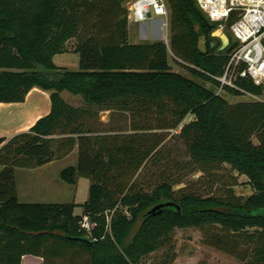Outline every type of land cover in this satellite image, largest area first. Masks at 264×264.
Masks as SVG:
<instances>
[{"label": "trees", "instance_id": "16d2710c", "mask_svg": "<svg viewBox=\"0 0 264 264\" xmlns=\"http://www.w3.org/2000/svg\"><path fill=\"white\" fill-rule=\"evenodd\" d=\"M124 1L0 0V102H23L40 87L50 91L52 103L29 130L0 137V264H22L25 255L40 256L43 264H65L68 256H86V264H142L165 246L172 252L165 264H173L176 229L213 226L229 236L215 235L211 245L229 253L255 229L244 237L254 245L253 259L244 264H264V101L233 104L216 91V77L225 73L236 44L231 33L224 50L212 47L218 24L198 1L169 0L171 50L191 78L173 70L165 42H129ZM74 37L79 70L59 67L54 57ZM202 38L207 52L199 48ZM236 84L225 89L264 93L249 78ZM64 90L82 95L85 106L67 102ZM101 111L130 113L129 131L95 127L89 119ZM189 114L195 119L183 124ZM181 125L175 134L191 165L208 171L228 163L249 177L254 193L244 198L233 189L224 195L175 189L183 179L169 174L149 189L141 185L136 175L162 158L165 137L158 130ZM76 145L78 164L64 168L61 178L70 184L88 178L89 198L82 204L21 201L16 168L42 166ZM78 206L82 214L75 212ZM86 215L95 223L90 236L82 226Z\"/></svg>", "mask_w": 264, "mask_h": 264}, {"label": "rangeland", "instance_id": "374dc122", "mask_svg": "<svg viewBox=\"0 0 264 264\" xmlns=\"http://www.w3.org/2000/svg\"><path fill=\"white\" fill-rule=\"evenodd\" d=\"M133 0H126L122 3L123 7L127 8L129 13V4ZM170 10V23L166 29H162V20L160 18L150 19L148 21L132 23L129 20V42L131 43H151V42H165L169 47V60L174 71L182 73L188 77L195 78V75L185 66L181 65L171 50V37L173 34L171 23V4L169 0H166ZM129 18V17H128ZM173 19V18H172ZM220 25L216 27L219 28ZM215 29V30H216ZM87 30V29H86ZM214 30V31H215ZM226 33L228 29L224 30ZM230 33V32H229ZM216 46H221V40L218 37H214ZM203 39V38H202ZM79 44V38L74 37L67 42V51L65 54L59 55L55 58V63L62 66V68H68L69 70H79L80 54L76 50ZM208 87H212V83L206 81ZM216 87V86H215ZM214 87V88H215ZM217 93L222 95L230 103H240L248 101H264V93L260 95L241 94L235 95L228 90H221L220 87H216ZM66 94L65 100L74 106H85L84 98L82 95L76 96L71 92ZM76 97V98H73ZM111 117V118H110ZM137 119V117H135ZM134 118V119H135ZM111 122L104 123L106 121ZM155 116H150V122L156 125ZM195 119V115L189 114L183 124ZM90 123H94L95 127L99 129H109L110 127H120L123 131H129L131 122V114L125 112H113L109 111L99 112V117H93L89 119ZM182 128V125L173 130H158L165 137L164 142L159 147L160 160L156 162L153 160L149 163L147 168L137 174L139 176L138 182L144 185L146 189H149L154 183L159 180L162 175H173L174 178H182L183 182L175 186V189L186 187L187 190L196 191L200 194H219L224 195L229 189H233L238 196L248 197L254 193V188L250 183L247 175L239 174L238 171L232 169L228 163L217 165L210 168L208 171H202L195 168L190 164V157L188 150L181 138L178 137L177 132ZM177 130V132L175 131ZM62 137V136H60ZM257 142V139L255 138ZM78 149V145H76ZM79 155V149H78ZM73 156L70 161L57 162L51 168L50 175L44 171V175L38 174L45 183L39 188L37 192L39 198L36 200L43 201V203L49 202H72L75 187L73 184L65 182L59 175L58 169L63 166H69V162H73ZM39 177V178H40ZM25 183V179L21 177V184ZM90 181L86 178H82L78 187V194L76 201L80 204L84 203L89 197ZM77 214L83 213V207L78 206ZM255 229L250 228L247 232L236 240L235 249L232 253L219 249L214 245H211L212 239L215 235L222 237L229 236L228 232L221 226H213L206 229L188 228V229H176L171 244L174 245L177 258L173 264H244L253 259V247L251 243L246 241L248 233H253ZM169 246H165L150 255L146 256L142 264H165L168 254L171 255ZM73 259V261H72ZM42 261V262H41ZM86 264L88 258L86 256L74 259L72 256H68L62 259V263L68 264ZM24 264H43V259L39 260L36 256L29 255L26 258Z\"/></svg>", "mask_w": 264, "mask_h": 264}, {"label": "built area", "instance_id": "2783aa9c", "mask_svg": "<svg viewBox=\"0 0 264 264\" xmlns=\"http://www.w3.org/2000/svg\"><path fill=\"white\" fill-rule=\"evenodd\" d=\"M197 1L210 21L224 30L228 28L236 43L229 52L225 73L216 77L221 82L220 89L225 90L226 85L237 88L239 78H249L255 84L264 86V0ZM128 9L132 23L160 18L162 29H166L170 23L166 0H133ZM233 16L235 19L230 23ZM82 226L89 236L92 235L95 223L87 215L83 218Z\"/></svg>", "mask_w": 264, "mask_h": 264}, {"label": "crops", "instance_id": "0c3cea01", "mask_svg": "<svg viewBox=\"0 0 264 264\" xmlns=\"http://www.w3.org/2000/svg\"><path fill=\"white\" fill-rule=\"evenodd\" d=\"M62 54H57L54 57V61L57 56ZM58 66L60 67L61 65ZM62 67H67V66H62ZM68 92L70 91L64 90L62 92V96L64 98L66 94L70 96ZM74 95L79 96L80 94H74ZM51 106L52 103H51L50 91L44 90L40 87H34L27 95L26 100L23 102H0V137L10 138L17 133L29 130L37 122L39 118L50 113ZM72 156L74 161L69 162L71 164L68 165L77 166L79 155H78V149L75 147L66 156L59 159H55L42 166H38L35 168H22V167L16 168L17 188H18V194L20 200L24 202H43L36 199L39 198V195L37 193L39 191V188L45 183L46 180H44V178L42 179L40 176H38V174H42L43 176L45 171L47 175H50L52 166H54L55 164H57V162L60 161H70ZM66 167L63 166V168L58 169L57 173H59L60 177L62 170ZM21 177L23 178V180L25 179L24 184L23 183L21 184ZM82 178L85 177H80L78 179V182L76 184H73L76 187H75V192L73 194L72 202H75L77 204H80L79 202L76 201V199L78 194V187ZM49 203H59V202H49ZM28 256L29 255H25L23 257L22 264H24ZM36 257L39 260L43 259L40 256H36Z\"/></svg>", "mask_w": 264, "mask_h": 264}, {"label": "water", "instance_id": "95a60500", "mask_svg": "<svg viewBox=\"0 0 264 264\" xmlns=\"http://www.w3.org/2000/svg\"><path fill=\"white\" fill-rule=\"evenodd\" d=\"M197 29H198V26H197ZM212 35L214 37H218L221 40V46L219 48L220 50H224L226 47L229 46V44H230V37H229L228 33H226L222 27L217 28L212 33ZM215 45H216V43L214 41H212L211 46L214 47ZM199 48H200L201 51L207 52L208 48H207V43H206L205 38H203L200 41Z\"/></svg>", "mask_w": 264, "mask_h": 264}]
</instances>
